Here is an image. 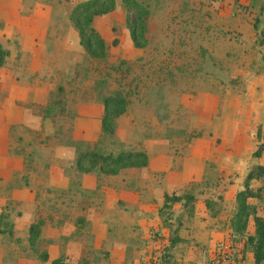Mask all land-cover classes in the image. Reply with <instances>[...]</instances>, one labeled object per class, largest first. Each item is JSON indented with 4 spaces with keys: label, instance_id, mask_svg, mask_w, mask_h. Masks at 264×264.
<instances>
[{
    "label": "rangeland",
    "instance_id": "1",
    "mask_svg": "<svg viewBox=\"0 0 264 264\" xmlns=\"http://www.w3.org/2000/svg\"><path fill=\"white\" fill-rule=\"evenodd\" d=\"M75 1L58 5L70 9ZM136 1L147 11L143 46L132 44L124 7L115 0L112 9L92 19L105 40L104 57L86 54L74 36L68 45L47 46L51 53L46 58L40 54V65L56 69L43 75L57 86L50 92L56 105L45 117L54 134L45 135L42 124L40 130L24 132L25 142L17 137L14 149L23 155L21 168L10 181H0V206L13 222L11 234L0 233V264H49L58 255L64 264L251 260L244 237L232 233L230 220L246 171L254 162L264 164V148L258 157L251 155L256 129L264 141V0ZM61 29L56 31L60 36ZM16 58H5L0 71L14 61L32 62L24 54ZM2 80L4 101L8 76ZM114 93L123 96L125 109L116 116L113 133L103 132L101 100ZM33 110L40 114L37 106ZM85 130L92 137H81ZM59 144L65 186H53L57 180L43 173ZM83 149L102 154L142 150L147 162L114 173L81 171L73 159ZM88 177L94 179L91 186L85 185ZM8 182L9 190L31 183L33 204L8 196ZM262 183L261 178L248 181L252 189ZM163 193L180 198L158 211ZM248 203L262 214L261 197L248 198ZM36 219L42 224L31 246L27 226ZM252 230L249 217L246 231ZM43 250L45 261L39 257Z\"/></svg>",
    "mask_w": 264,
    "mask_h": 264
},
{
    "label": "crops",
    "instance_id": "2",
    "mask_svg": "<svg viewBox=\"0 0 264 264\" xmlns=\"http://www.w3.org/2000/svg\"><path fill=\"white\" fill-rule=\"evenodd\" d=\"M55 1L58 3H55ZM61 1L62 0H0V44L8 51V56H6V58H12V60L16 59L17 61L16 57L20 54H24L27 55L29 60L32 59V62H28L27 65H19L14 61L9 67H4V71H0V89H3V87H1L3 75L8 76V82L4 86L5 90L8 92V96L6 100H0V181H2V178L10 181L9 179L13 172L16 174L21 168L20 160L23 155L20 152L15 153L14 149L17 137L22 136L21 140L25 142L26 137L24 136V132H27L28 128L40 130L39 128L42 124L46 129L45 135L54 132L51 123L47 125V119L45 117L48 111L56 105V100L53 98V95H50V92L52 93L57 86L54 85L52 78L47 79L43 75L50 76L49 73L55 74L56 69L54 65L46 68L40 65L39 56L41 54L46 58L51 53L46 47H50L52 44H70L73 36L77 44H79L76 29L72 26L70 20L65 19L64 16V13L67 12L68 17L69 9L61 8V6L58 5ZM60 17L63 19H60ZM61 27L60 36L56 31L57 28ZM50 28H53V31L49 32ZM58 37H60L59 40ZM38 63L39 65H34ZM35 75L39 77L38 80H30L31 82L29 80H23L24 76L30 77ZM49 98L52 99L49 100ZM34 105L37 106L40 114H38L36 110L31 112L32 106ZM51 113H53V111H51ZM32 118H39L40 121L37 122L36 119L35 123L30 122ZM72 123L74 132H77L76 126L79 124L77 115L74 116ZM88 134L92 137V133H90V131L88 133L86 130L83 131L81 137L88 139L90 138ZM45 135H42L40 140ZM38 139L39 138L36 140ZM61 146V144L54 146L52 160L46 165L45 171H43V173L46 172V176L48 175V179H54L53 181L57 180L56 183H52L54 184L53 186H65L68 181L67 176H64L62 167L63 161L60 158L62 156ZM18 160L20 161L19 163ZM5 167L6 170H2V168ZM30 171L35 173L36 169H30ZM85 176L88 175H83V178ZM27 179L30 180L28 176ZM86 181L87 183L85 185L91 186V184H94V179L92 177H88ZM0 186L3 188L4 183L1 182ZM11 186L12 183L8 182V190L6 193L8 196L19 197L21 203L33 204L34 194L29 188V186L31 187V183L28 185L22 184L21 188L16 187L17 189H15L13 187L9 190ZM82 187L92 188L88 186ZM22 191H25L24 194H21Z\"/></svg>",
    "mask_w": 264,
    "mask_h": 264
},
{
    "label": "trees",
    "instance_id": "3",
    "mask_svg": "<svg viewBox=\"0 0 264 264\" xmlns=\"http://www.w3.org/2000/svg\"><path fill=\"white\" fill-rule=\"evenodd\" d=\"M124 7V22L128 30L130 40L134 46H143L146 42V9L138 4L136 0H120ZM115 0H79L75 2L69 9L68 17L72 26L76 29L78 35V43L84 52L93 57H104L105 40L98 30L93 26L92 19L94 15L102 14L112 9ZM260 41L264 46V16L262 27L260 30ZM8 54L7 49L0 44V66L3 65ZM102 110L99 117V126L103 132L113 133L115 127V118L125 109V100L122 95L105 94L101 100ZM255 135L257 143L252 150L251 155L258 157L264 148V141L259 129H256ZM78 170L88 171L97 169L104 173H114L120 167L125 165L140 164L145 165L147 162L146 153L142 150H121L115 154L99 153L95 150H79L73 159ZM253 178H261L263 183L252 189L248 185V181ZM261 197L262 214H256L253 206L249 205L248 198ZM187 197V196H186ZM179 195H170L163 193L162 203L158 211L162 210L170 204V201L179 199ZM236 209L230 220V228L236 237H244L243 244L246 250H250L251 260L246 262H238L236 264H264V164L254 162L250 165L243 177V186L235 192ZM252 219V232L246 231V226ZM41 220L36 219L28 223L27 226V242L33 245L40 233ZM13 231V222L9 219L8 214L0 206V233L11 234ZM244 249V250H245ZM42 261L47 259L45 250L39 252ZM153 258V257H152ZM151 260V259H150ZM153 262V263H152ZM152 264H164L163 261L151 260ZM41 264V263H39ZM49 264H64L60 259V255L49 259ZM166 264V263H165ZM177 264H189L188 262H178Z\"/></svg>",
    "mask_w": 264,
    "mask_h": 264
}]
</instances>
